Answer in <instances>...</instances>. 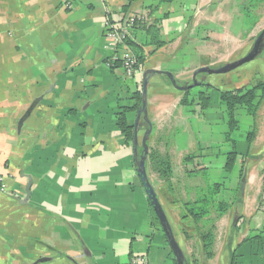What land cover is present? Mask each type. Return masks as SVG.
<instances>
[{
	"label": "crops",
	"instance_id": "0c3cea01",
	"mask_svg": "<svg viewBox=\"0 0 264 264\" xmlns=\"http://www.w3.org/2000/svg\"><path fill=\"white\" fill-rule=\"evenodd\" d=\"M255 1L239 10L238 0H0V264H128L136 254L147 264H177L116 115L134 106L145 70L169 72L184 85L198 67L235 60L245 45L228 42V32L252 24ZM107 14L159 26L164 44L142 47L143 67L132 77L108 63L124 46L106 36ZM131 37L147 40L139 25ZM196 80L195 93L201 82L210 85L203 111L180 104L183 91L165 75L150 77L146 113L136 124L138 153L144 140L148 179L186 264H264V99L251 119L238 117L249 120L254 136L247 142L248 132L240 140L236 132L239 155L229 173L224 132L213 134L224 116L218 92L264 81V59ZM136 117L137 109L129 111L128 124ZM152 154L169 157L168 178L153 170ZM221 172L226 181L201 177ZM216 183L218 201L229 208L218 215L211 207L194 221L188 203Z\"/></svg>",
	"mask_w": 264,
	"mask_h": 264
},
{
	"label": "trees",
	"instance_id": "16d2710c",
	"mask_svg": "<svg viewBox=\"0 0 264 264\" xmlns=\"http://www.w3.org/2000/svg\"><path fill=\"white\" fill-rule=\"evenodd\" d=\"M171 0H160V2H169ZM141 27L145 30L147 40L144 44H139L133 40L132 37L127 36L124 40V44L128 46L132 55L135 57L137 66L136 68L143 67L144 53L142 47L144 45H152L160 47L164 42L160 39L159 26L157 23L149 25L138 24V21L134 26ZM122 64L120 60L115 61L114 66ZM178 83V82H177ZM181 85L180 83H178ZM201 90L194 92L193 88L183 91L180 104L186 106L198 105L200 110H205L210 102V96L207 94V90L210 88L209 84L200 83ZM197 88V87H196ZM219 100L224 106V116L226 118L227 130L224 133V142L231 144V149L225 152V169L229 173L232 171L236 159L238 157V151L236 149V142L232 139L231 134L238 128L237 109L243 108L246 114L254 116L257 112L258 105L264 99V81H257L256 83L234 90L219 91ZM136 102L132 107H123L116 115V123L124 135L127 142L133 139V126L128 124L127 113L134 109H138L141 104V93L136 91L134 93ZM254 136V131L247 133V142H250ZM141 150V148H140ZM153 170L162 176V178H168L172 172V165L168 156H150ZM244 162V159H242ZM220 184L208 185L206 189L202 190L194 202H189L188 215L194 220L199 221L204 216H207L211 207L215 209L218 215H222L228 208L229 204L224 200L218 201L217 197L220 192ZM203 243L207 256L212 253V245L214 243L213 233L209 231L207 234H203Z\"/></svg>",
	"mask_w": 264,
	"mask_h": 264
},
{
	"label": "water",
	"instance_id": "95a60500",
	"mask_svg": "<svg viewBox=\"0 0 264 264\" xmlns=\"http://www.w3.org/2000/svg\"><path fill=\"white\" fill-rule=\"evenodd\" d=\"M264 51V28L258 33L255 41L253 42L252 48L250 49L249 52H247L246 55L243 57L236 59L232 62H229L223 66L219 67H210V66H202L196 68L193 73H192V78H191V83L190 84H184V85H179L177 81L175 80L174 76L170 74L169 72L163 71V70H145L143 72V80H142V85H141V105L137 109V117H136V123L133 126V147H134V156H135V163H136V168L138 172V176L141 180V183L143 185V188L147 194V197L149 199V202L161 224L162 230L167 238V241L172 249V252L175 256V260L177 264H186V262L183 259L182 252L179 248V245L176 241V238L173 234L171 225L164 213V210L157 198L156 192L154 190V187L150 180L148 179L147 173H146V166H145V159H146V153H147V148L145 145V142L143 140L142 146H143V151L138 153V139H137V122L140 118L141 113L145 114L146 113V103H147V85L149 82V79L152 75H165L171 84L178 90L180 91H186L188 89H191L195 86H197L199 83L196 80V77L200 73H207V74H212V73H226L230 70H233L237 68L240 65H243L244 63H247L253 59H255L257 56H259L262 52ZM245 169L243 170L240 178V185L243 186L245 182ZM30 185H31V180L28 182L26 186V197L28 198L30 195ZM45 258H40V260H44Z\"/></svg>",
	"mask_w": 264,
	"mask_h": 264
},
{
	"label": "rangeland",
	"instance_id": "374dc122",
	"mask_svg": "<svg viewBox=\"0 0 264 264\" xmlns=\"http://www.w3.org/2000/svg\"><path fill=\"white\" fill-rule=\"evenodd\" d=\"M238 2L239 3H237L238 5L236 4V7L239 10H241L242 5L245 2V0H238ZM254 4H255L256 8L257 7L258 8L256 9L255 14L252 15V16H249L248 19H247L248 22L252 23V24L250 26H248V27L246 26V27H243V28H241L239 30H232V31L228 32L230 35L233 36L232 40L229 39L228 42H241V44L244 43V45H245V49H244L243 53L240 54L236 59H239V58L243 57L244 55L247 54V52L250 51V49L252 48L253 42L255 41L258 33L264 28V0L263 1L256 0ZM240 18H242V20H243L244 16L242 15ZM260 58L264 59V51L259 56H257L255 59H253V60H259ZM253 60H251V61H253ZM227 63H229V62H224V63H221V64L219 63V65L216 66V67L223 66V65H225ZM226 73H216V75L226 74ZM211 102H212V98H211ZM240 115L249 116L248 118L251 119V116L248 115V114H245V112L243 110H241V111L238 110L237 111V114H236L237 119H238V117ZM219 123H222V124L219 125ZM238 124H239L238 128L236 129L237 131L234 130L232 132V134H231V137H232L233 140L236 139V135H237L236 132H239V138L238 139L240 140V138L242 139V135L244 133H247L248 132L247 130H249V126H248L249 120L248 119L246 120V118H244V119L241 118V121ZM227 129L228 128H227V125H226V118H225V116H223L222 122H218V125L216 126V130L215 131L213 130V134H217V136H218L221 131H222V133L223 132L225 133V131ZM224 133H223V140H224ZM169 137H170V135H168V134L163 137L164 143L168 142V140L170 139ZM171 138H173V135L171 136ZM176 139H178V136L176 137ZM198 139H199V136H197V140ZM179 140L180 141L183 140V137H180ZM223 147H224L223 148L224 151H228V150L231 149V144L224 142ZM243 147H244V144H242L239 147V149H242ZM236 149H237V147H236ZM201 177L203 179H205V180H207V179H215L217 182H221L223 180L226 181L227 178L229 177V174L226 173V172L209 173V174H203V176H201ZM240 178H241V176H240ZM262 193H264V192L262 191ZM263 199H264V194H263Z\"/></svg>",
	"mask_w": 264,
	"mask_h": 264
},
{
	"label": "built area",
	"instance_id": "2783aa9c",
	"mask_svg": "<svg viewBox=\"0 0 264 264\" xmlns=\"http://www.w3.org/2000/svg\"><path fill=\"white\" fill-rule=\"evenodd\" d=\"M138 19L139 18L135 15H126L123 18L115 19L112 18L111 15L107 14L104 22L106 36L115 45L124 46L123 54L119 60L122 62L121 66L123 67L124 74L127 77H132L138 69L136 68V59L132 55V52L128 46L124 44V40L127 36L131 37V32ZM108 63L112 66L115 64L113 60L109 61ZM3 190H5V185L2 178H0V191ZM128 264H147V260L144 255L136 254L130 258Z\"/></svg>",
	"mask_w": 264,
	"mask_h": 264
}]
</instances>
